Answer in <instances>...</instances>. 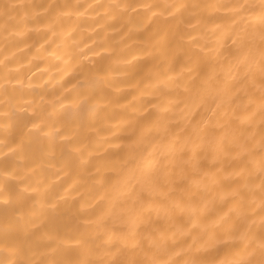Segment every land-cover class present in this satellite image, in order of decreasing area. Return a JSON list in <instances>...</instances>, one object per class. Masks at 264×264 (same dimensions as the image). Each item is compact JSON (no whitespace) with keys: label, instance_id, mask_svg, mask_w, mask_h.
<instances>
[{"label":"bare ground","instance_id":"bare-ground-1","mask_svg":"<svg viewBox=\"0 0 264 264\" xmlns=\"http://www.w3.org/2000/svg\"><path fill=\"white\" fill-rule=\"evenodd\" d=\"M0 264H264V0H0Z\"/></svg>","mask_w":264,"mask_h":264}]
</instances>
